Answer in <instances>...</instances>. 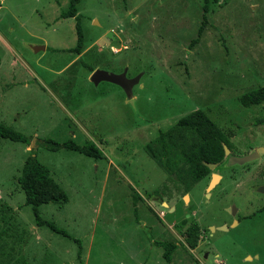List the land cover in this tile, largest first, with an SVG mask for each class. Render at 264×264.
I'll return each mask as SVG.
<instances>
[{"label": "rangeland", "instance_id": "obj_1", "mask_svg": "<svg viewBox=\"0 0 264 264\" xmlns=\"http://www.w3.org/2000/svg\"><path fill=\"white\" fill-rule=\"evenodd\" d=\"M69 3L0 0V121L29 139L0 137V264H264V153L229 161L264 148V101L239 100L264 86V0H80V54L68 50L77 19L60 17ZM90 68L140 78L128 97ZM195 109L229 153L191 182L144 147ZM37 138L91 141L103 156ZM30 148L68 195L39 206L41 222L17 182ZM158 242L174 245L169 261Z\"/></svg>", "mask_w": 264, "mask_h": 264}, {"label": "trees", "instance_id": "obj_2", "mask_svg": "<svg viewBox=\"0 0 264 264\" xmlns=\"http://www.w3.org/2000/svg\"><path fill=\"white\" fill-rule=\"evenodd\" d=\"M79 1L70 0L68 8L60 13L61 18L74 17L77 19L75 23L76 45L68 49L77 54H80L83 43V32L79 22L80 15L77 12ZM207 9L208 0H203V10ZM93 69L90 68V71ZM239 100L244 106L260 104L264 101V86L244 93ZM0 137L29 143L25 134L2 121H0ZM38 141H42V145L51 151L65 148L95 159L103 156L101 150L91 141L84 144H78L72 139L59 142L46 138ZM224 144L229 147L227 137L219 126L209 117L207 112L195 109L182 115L168 129L160 131L155 139L149 141L144 148L167 174L176 173L184 181L195 182L210 173L211 169L206 165V162L218 163L224 158ZM17 182L24 192L25 204L31 206L38 222H41L39 206L48 203L62 204L68 200L64 188L50 174L49 168L37 159L32 148H30V154L23 163ZM0 212L3 213L1 209ZM6 217L5 214L1 215L4 221ZM198 234L197 224H192L186 230L185 240L191 246H195ZM157 245L164 249L163 256L169 261L174 245L168 242H158Z\"/></svg>", "mask_w": 264, "mask_h": 264}, {"label": "water", "instance_id": "obj_3", "mask_svg": "<svg viewBox=\"0 0 264 264\" xmlns=\"http://www.w3.org/2000/svg\"><path fill=\"white\" fill-rule=\"evenodd\" d=\"M34 51L37 52L39 50H43L45 49L44 45H40V46H34L33 47ZM127 70L126 68L123 69L121 72H111V71H107L104 69H95L92 71L91 75H90V80L96 85L98 84L100 81H107V82H111L114 84H117L118 86H120L125 94L128 97L132 96V87L134 84H136L139 81L140 78V74L133 76V77H128L126 75ZM224 152L225 154L229 153V149L228 147L224 144ZM264 153V148H258L256 150H253L251 153H248L246 155H242V156H230L229 157V161L231 163H237V164H242L248 161H251L255 158H257L258 156H260L261 154ZM206 165H208L209 168H213L215 167L216 163H209L206 162ZM220 175L217 173H211V180L207 186V194H209V192L211 191V189L218 183L219 179H220Z\"/></svg>", "mask_w": 264, "mask_h": 264}, {"label": "flooded vegetation", "instance_id": "obj_4", "mask_svg": "<svg viewBox=\"0 0 264 264\" xmlns=\"http://www.w3.org/2000/svg\"><path fill=\"white\" fill-rule=\"evenodd\" d=\"M121 72V71H120ZM126 75H127V73H126ZM128 77H131V76H128ZM138 83V82H137Z\"/></svg>", "mask_w": 264, "mask_h": 264}]
</instances>
